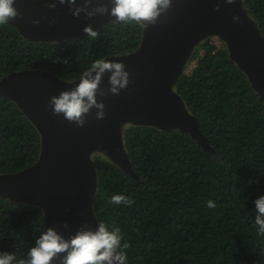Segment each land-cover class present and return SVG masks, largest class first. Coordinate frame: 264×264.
Masks as SVG:
<instances>
[{"label":"trees","instance_id":"16d2710c","mask_svg":"<svg viewBox=\"0 0 264 264\" xmlns=\"http://www.w3.org/2000/svg\"><path fill=\"white\" fill-rule=\"evenodd\" d=\"M264 40V0H243ZM95 39L31 40L9 21L0 25V78L43 71L74 82L93 60L138 50L142 24L110 20ZM193 70L173 84L204 143L179 128L129 122L122 133L127 168L94 156L92 213L121 230L128 264H264V235L255 200L264 195V91L257 92L226 46L209 39L187 60ZM187 67V66H186ZM42 152L36 125L13 99L0 95V176L32 168ZM123 194L130 206L112 204ZM214 201L216 207L208 208ZM90 201V200H89ZM90 203V202H89ZM44 209L0 195V256L12 264L46 232Z\"/></svg>","mask_w":264,"mask_h":264},{"label":"water","instance_id":"95a60500","mask_svg":"<svg viewBox=\"0 0 264 264\" xmlns=\"http://www.w3.org/2000/svg\"><path fill=\"white\" fill-rule=\"evenodd\" d=\"M34 1L15 0L18 15L8 20L31 40L82 38L88 34L85 28L91 27L93 30L110 20L117 21L111 15L113 0H74V3L68 0L64 3L60 0ZM238 5L242 11L241 0H234L231 4L227 0H172L171 7L161 13L155 24L143 26L138 50L126 57L106 59L125 65V70L130 74L129 84L118 95H113L109 82L111 74L106 72L96 94L97 102L105 106V117L97 119L98 109L93 108L85 117L83 126L67 121L62 115L53 114L49 103L51 97L74 89L79 80L62 81L43 71L11 74L4 84L5 91L0 89V95L16 101L41 134L45 132L53 142L48 145L47 151L43 143L40 155L42 163L38 166L21 173L0 176L3 178L0 195L32 204L35 203L34 197H43L39 206H46V231L52 229L62 238L61 231L68 224L74 226L71 217L76 221L82 218L86 230L98 229L90 205L86 208L77 204L80 197L89 201L96 185L93 163L81 161V154L88 152L87 147L94 140H99L100 146L116 160L127 162L121 144L113 141L117 136L120 141L121 136L115 124L117 117L122 115L132 124L179 128L204 143L196 120L188 113L183 100L173 88L195 46L199 44L196 37L200 32L218 33L230 58L246 73L253 88L263 93L264 40L254 35L247 25V12L239 13ZM101 8L106 11L89 15ZM77 9L81 11L74 15ZM9 88H14L11 94L8 93ZM5 182L7 185L2 187ZM12 184L18 188L10 189ZM25 191H28V197H23ZM82 229H76V234ZM73 232L74 229L71 234ZM63 257V253H59L51 264H60Z\"/></svg>","mask_w":264,"mask_h":264},{"label":"clouds","instance_id":"9594fccd","mask_svg":"<svg viewBox=\"0 0 264 264\" xmlns=\"http://www.w3.org/2000/svg\"><path fill=\"white\" fill-rule=\"evenodd\" d=\"M64 3L65 0H60ZM74 3V0H68ZM234 0H227L231 4ZM114 7L111 15L116 17L120 23L142 24L147 27L155 24L162 12L167 11L172 4V0H113ZM15 0H0V25H6L10 18L18 15L14 7ZM81 9H77L74 15H78ZM96 11L103 13L106 9H96L89 15H94ZM85 32L95 39L97 33L91 27L85 28ZM187 65H185L186 67ZM184 67V68H185ZM194 68V67H193ZM193 68L187 72L190 73ZM110 73V92L118 95L122 89L129 84V72L125 70L122 62H111L103 57L92 61L90 67L86 68L79 75V83L71 91L62 92L59 96L50 99V106L55 115H62L69 122H74L78 126L85 124V117L91 109L96 108L97 119L105 117L104 104L98 103L96 94L102 76ZM95 73V75H93ZM112 204L130 206L131 198L116 194L111 197ZM256 217L255 224L258 226L260 234L264 235V195L255 200ZM208 208H215L214 201L207 202ZM123 235L120 228L109 227L101 223L96 231H83L77 233L70 241H65L54 230L49 229L42 233L36 242V246L31 248L27 261H20V264H51L59 253H67L63 257V264H128L129 257L126 249L127 243L121 244ZM16 257L12 254L0 256V264H12Z\"/></svg>","mask_w":264,"mask_h":264},{"label":"rangeland","instance_id":"374dc122","mask_svg":"<svg viewBox=\"0 0 264 264\" xmlns=\"http://www.w3.org/2000/svg\"><path fill=\"white\" fill-rule=\"evenodd\" d=\"M39 0H35L34 1V3H37ZM241 4H242V7L243 8H241L242 9V11L240 10V8H239V5H238V8H239V13H241V14H245L246 13V7H245V5H243V0H241ZM245 17H247V19H248V21H247V25L248 26H250V28H252V32H254V35L255 36H257L260 40H263L262 39V37H261V34H260V32H259V30H258V27H257V24L253 21V19L251 18V17H249L248 15H247V13L245 14ZM143 26V25H142ZM204 31H202V32H200L199 33V35H197V37H196V43H202V42H204L205 40H207V39H209V41L210 42H212L214 45H216L217 47H223V46H225V43L222 41V39L219 37L220 35L218 34V33H209V32H204ZM202 33H203V35H202ZM195 43V44H196ZM197 46V45H196ZM195 46V47H196ZM195 64H196V60H193L192 62H189L188 64H186L187 65V67H185L184 69H183V71H182V73H187V72H189L193 67H195ZM12 75H14V74H12ZM11 76V74L10 75H7V76H4V77H2V78H0V89H2V91H5V86H4V84L6 83V81L8 80V78ZM14 91V88H9L8 89V93L9 94H11L12 92ZM1 94V93H0ZM117 115V114H116ZM115 115V116H116ZM115 124H116V126H117V128H118V132L120 131V133H122V130H123V128L126 126V125H129V121H128V119H126L124 116H119V117H117L116 118V120H115ZM133 125H135V123H133ZM38 131H39V129H38ZM40 132V135H41V142H42V145H43V143H44V150L45 151H47V149H48V145L50 146L51 144H52V142H53V139L52 138H50V137H47V134L44 132V133H42L41 134V131H39ZM52 139V140H51ZM115 143H120L121 144V148H122V151H123V154L125 155V157H127V153H126V148H125V146H124V141H123V134H121V136H120V141H119V139H118V136L116 137V139L115 140H113ZM200 142V141H199ZM93 144H91V145H89L88 147H87V150H88V152H82V154H81V161H85V162H87L88 160L90 161V162H93V158H94V156H100L101 158H106V159H108L109 161H113V162H115V163H117V164H119V165H123L124 167H126L127 168V166H128V162H119V160H116L114 157H113V155H111L108 151H106L104 148H102L101 146H100V141L99 140H94L93 142H92ZM202 143V142H201ZM48 153V152H47ZM44 154H45V152H44ZM119 155L120 156H122V153L121 152H119ZM120 160L122 161L123 159L120 157ZM127 161H128V158H127ZM42 163V160H41V157L39 158V160L36 162V164L34 165V166H38V164H41ZM1 181H3V178H0V182ZM7 185V183L5 182V183H3L2 184V187H4V186H6ZM1 188V187H0ZM9 188L10 189H17L18 187L16 186V184H12L11 186H9ZM3 190H4V188H2ZM28 193V191H25V193H24V195H23V197H28L26 194ZM43 200V197H41V196H37V197H34L33 198V201L35 202L34 204H37V205H41V203L43 202L42 201ZM90 202V203H89ZM77 204H79V205H81L82 204V206H84V207H89V205H90V210H91V208H92V205H91V199H90V201H88V199H86L85 197L84 198H81L80 197V199H78V203ZM56 205V204H55ZM42 208L44 209L43 211H44V216H46V214H47V212L45 211L46 210V206H42ZM46 212V213H45ZM80 213V212H79ZM71 219H72V221H73V223H74V226H71L70 227V225L68 224V226L64 229V230H62L61 231V234L63 235V239L65 240V241H68V239H72V237L76 234V232H78L80 229H82L81 230V232H83V231H89L88 229L86 230V228H84V224H83V220H82V218H81V220L80 219H78V221H76L75 220V218L74 217H71ZM47 220V218H45V221ZM77 224V225H76ZM95 226L97 227V225L95 224ZM72 229H74V232L71 234V230ZM78 231H77V230ZM97 229H93V230H91V231H96ZM76 231V232H75ZM67 255V253H63V256H66ZM56 260V258H54L53 259V261L52 262H54ZM60 264H63V259L61 260V262H60ZM117 264H118V262H117Z\"/></svg>","mask_w":264,"mask_h":264}]
</instances>
